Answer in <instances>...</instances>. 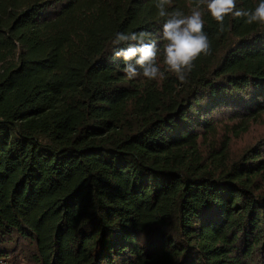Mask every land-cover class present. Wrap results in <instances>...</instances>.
Returning <instances> with one entry per match:
<instances>
[{"label":"trees","instance_id":"trees-1","mask_svg":"<svg viewBox=\"0 0 264 264\" xmlns=\"http://www.w3.org/2000/svg\"><path fill=\"white\" fill-rule=\"evenodd\" d=\"M202 11L182 83L113 56L156 0H0V264H264V24Z\"/></svg>","mask_w":264,"mask_h":264},{"label":"clouds","instance_id":"clouds-1","mask_svg":"<svg viewBox=\"0 0 264 264\" xmlns=\"http://www.w3.org/2000/svg\"><path fill=\"white\" fill-rule=\"evenodd\" d=\"M171 3L172 0H156L159 16L167 17L158 36L148 30L115 34L113 56L124 61L122 71L129 80L141 76L148 80L162 79L166 71L186 82L195 61L201 55L212 54L202 8L217 22L218 35L225 31V19L229 16L242 18L249 25L264 24V0H259L252 9L238 8L237 0H196L190 14L178 9L169 13L166 6ZM121 44L127 47H119ZM159 56L162 62H158Z\"/></svg>","mask_w":264,"mask_h":264},{"label":"built area","instance_id":"built-area-1","mask_svg":"<svg viewBox=\"0 0 264 264\" xmlns=\"http://www.w3.org/2000/svg\"><path fill=\"white\" fill-rule=\"evenodd\" d=\"M1 264H10V263L7 262V261H3ZM18 264H31V263H29V262H27V261H23V262H20V263H18Z\"/></svg>","mask_w":264,"mask_h":264}]
</instances>
